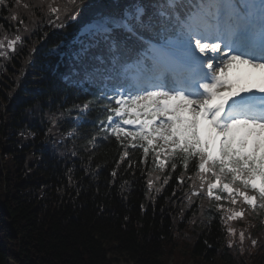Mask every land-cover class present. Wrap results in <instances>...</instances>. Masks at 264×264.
Wrapping results in <instances>:
<instances>
[{
  "label": "trees",
  "instance_id": "16d2710c",
  "mask_svg": "<svg viewBox=\"0 0 264 264\" xmlns=\"http://www.w3.org/2000/svg\"><path fill=\"white\" fill-rule=\"evenodd\" d=\"M133 2L151 11L156 0H82L79 18L63 27L13 5L20 24L0 7V39L24 40L0 57V264H264V210L229 221L237 231L230 237L217 202L209 207L193 197L189 204L193 164L187 172L179 163L161 172L140 149L129 148L121 160L124 148L114 137L90 142L98 105L82 116L73 106L97 99L108 82L86 77L84 69L110 54L104 43L82 53L88 41L81 27L93 10L120 12ZM53 47L60 57L49 53Z\"/></svg>",
  "mask_w": 264,
  "mask_h": 264
},
{
  "label": "snow or ice",
  "instance_id": "6c2138e0",
  "mask_svg": "<svg viewBox=\"0 0 264 264\" xmlns=\"http://www.w3.org/2000/svg\"><path fill=\"white\" fill-rule=\"evenodd\" d=\"M13 5L32 16L39 10L56 27L76 21L83 11L82 0H0L20 24L24 21ZM148 7L133 2L120 12L93 10L82 24L88 43L82 42L81 52L104 43L110 54L84 69L86 77L108 82L97 99L73 106L82 116L98 105L90 142L114 137L124 148L121 160L129 148L140 149L161 172L175 171L178 163L187 172L193 164L199 184L187 177L193 180L189 204L193 197L206 199L209 207L217 202L226 225L244 219L246 210H264V0H199L187 12L178 11L185 7L180 0H156L151 11ZM23 31H29L27 25ZM153 33L162 37L156 43ZM23 43L22 34H5L0 57ZM243 66L260 70L255 88L244 84ZM233 69L237 75L230 78ZM177 180L183 184L184 174ZM147 186L154 189L153 180ZM223 201L233 207L224 208ZM227 233L237 235L231 225ZM239 240H245L244 231Z\"/></svg>",
  "mask_w": 264,
  "mask_h": 264
},
{
  "label": "bare ground",
  "instance_id": "6f19581e",
  "mask_svg": "<svg viewBox=\"0 0 264 264\" xmlns=\"http://www.w3.org/2000/svg\"><path fill=\"white\" fill-rule=\"evenodd\" d=\"M234 70V69H233ZM232 70H229V72H231ZM232 74V73H231ZM253 74H256V75H259L260 74V70L259 69H254L253 70ZM230 78H233V77H230ZM244 84L246 85V86H251V85H254V84H260V82H258L255 78H254V76H252L251 78H244ZM0 236H1V234H0Z\"/></svg>",
  "mask_w": 264,
  "mask_h": 264
},
{
  "label": "rangeland",
  "instance_id": "374dc122",
  "mask_svg": "<svg viewBox=\"0 0 264 264\" xmlns=\"http://www.w3.org/2000/svg\"><path fill=\"white\" fill-rule=\"evenodd\" d=\"M49 53H51V54H53V55H57L58 57H60V55H61V51H60L59 47H53V48L50 50ZM189 264H192V262L190 261Z\"/></svg>",
  "mask_w": 264,
  "mask_h": 264
}]
</instances>
